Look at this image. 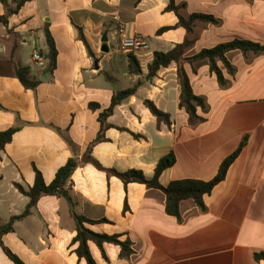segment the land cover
Masks as SVG:
<instances>
[{
    "label": "crops",
    "instance_id": "obj_1",
    "mask_svg": "<svg viewBox=\"0 0 264 264\" xmlns=\"http://www.w3.org/2000/svg\"><path fill=\"white\" fill-rule=\"evenodd\" d=\"M15 1L8 0L11 8ZM176 3L186 4L180 11L186 19L208 14L219 23L197 21L188 34L176 27L177 15L166 11L169 0H31L9 16L7 24L0 23V132L21 127L0 153V185L8 187L0 190V226L22 215L30 203L15 184L32 188L39 171L50 185L70 159L80 162L67 196H42L32 214L2 237L24 264H88L72 243L77 226L68 196L79 216L108 220L86 225L91 231L132 242L129 259L121 258L118 245L105 243L102 250L89 242L96 264H264L255 260L256 253L264 252V52L228 53L236 72L230 75L223 69L225 86L208 61L185 64L194 94L205 101V108L197 109L202 121L195 123L179 107L175 63L147 78L154 53L169 52L186 39L193 45L185 57L234 39L264 45V0ZM6 12L0 3V16ZM165 27L175 28L159 35ZM120 28L128 36L149 39V50L137 56L140 75L131 73L130 53L120 48ZM46 29L58 50L53 72L47 70ZM105 44L107 53L102 51ZM34 52L44 59V68L33 60ZM14 64L30 68L40 82L36 90L26 89L13 76ZM138 83L137 93L108 118L106 141L92 147L102 128L99 116L114 94ZM145 100L171 116V127H158ZM93 103L100 110L90 108ZM244 140L246 146L226 179L205 197V211L186 200L180 205V219L166 213L161 191L139 183L126 187L118 177L83 162L91 147V158L104 169L140 170L152 179L159 161L174 153L176 164L161 175L162 186L183 179L210 181ZM0 264H15L1 247Z\"/></svg>",
    "mask_w": 264,
    "mask_h": 264
},
{
    "label": "trees",
    "instance_id": "obj_2",
    "mask_svg": "<svg viewBox=\"0 0 264 264\" xmlns=\"http://www.w3.org/2000/svg\"><path fill=\"white\" fill-rule=\"evenodd\" d=\"M31 0H16V6L11 8L9 6L8 0H0V3L5 6L7 12L4 16H0V23H8L9 16L19 13L21 8ZM186 4L178 5L176 0H169V6L167 7V12H174L178 19L179 23L176 27L184 28L188 34H191L193 31L194 23L197 21L205 23L218 24V20L213 16L208 14H199L194 13L190 15L189 18H184L180 14V10L185 8ZM175 27H165L158 31V34L161 35L167 31L174 29ZM81 33L82 40L85 42L86 46L89 49L90 55L94 56L93 52L90 50L89 45L84 37L83 30L79 28ZM46 38L49 48L47 59L49 61L48 71L53 72L57 66L58 59V50L56 47L55 40L48 29H46ZM193 45V41L186 39L182 44L176 45L169 52H155L152 63L149 65V73L147 78L149 80L154 79L158 72L162 68H168L170 65L175 63L177 65V73L180 81L181 93L179 107L184 110L190 117V122L195 123L197 121H202L197 116L198 108H205V101L202 97L196 96L194 94L190 78L186 72L185 64H194L195 62L208 61L209 68L212 73L217 76L218 82L225 86L228 81L225 79L223 74V69H226L230 75H234L236 70L228 60V53L233 51H241L242 53L254 52V53H263L264 45L251 42L248 40L234 39L227 43L219 44L211 49H204L198 54L192 57H185L186 50ZM130 63V71L135 75L142 74V69L140 62L137 57L133 54L128 56ZM219 63L222 64L223 68L219 66ZM14 77H16L22 85L28 90H36L40 82L34 79L31 75V70L29 67H24L19 64H14V70L12 71ZM140 86V83L136 84L133 88L117 92L112 98L111 105L108 109L104 110L100 116L99 121L102 125L101 131L96 142L92 147L100 142L106 141L105 131L110 127L107 123L109 117L114 113L116 107L124 103L128 98L134 96L137 93V90ZM144 105L150 110V112L157 118L158 127L161 123H164L171 127L172 121L171 116L163 111H161L154 102L150 100H145ZM0 108L3 107L0 105ZM90 108L93 110H100L98 104H91ZM21 127H12L6 131L0 132V153L5 150L6 146L10 144L13 140L14 135L20 131ZM137 139L141 138L139 135L133 134ZM246 146V140H244L239 148L227 157L221 164L218 174L210 181H202L195 179H183V180H174L168 186H162L160 184V177L169 168H172L176 164V156L174 153H170L167 156L163 157L156 169L155 174L152 179H147L144 173L140 170H130L125 173H120L116 170H106L98 162L91 158V147L88 151V155L84 157L83 162L92 163L98 170L105 171L110 175L118 177L127 187L130 183H139L146 185L149 189H156L161 191L166 196V213L172 217L180 219V205L183 201L194 200L197 206L205 211V197L212 194L214 189L222 183L231 168L235 163L238 157L241 155L242 151ZM80 166V162L77 159H70L65 166H63L56 174L54 181L47 185L43 175L36 171V178L34 186L26 190L20 184H15L18 191L30 198V203L27 206L25 212L20 215L13 217L10 222L6 225L0 226V247L3 248L5 254L10 258L15 264H24V262L8 248H6L2 242V237L5 234L14 231V225L16 222L21 221L32 214L33 209L38 205V202L42 196H59L62 197L65 193H69L68 186L71 182V178L74 172ZM68 201L71 207V215L76 222L77 226V235L73 239V245H78L76 249V254L80 259H85L88 264H96L93 259L90 249L89 242H93L100 249L103 250L104 244H114L121 247V258L129 259L134 253L132 249V242L130 240L120 241L119 235L109 236L106 234H98L91 231L86 225H98L108 223V220L102 219L99 221L90 220L83 216H79L75 212V204L70 196H68ZM128 211L127 203L125 205V212ZM256 261H264V252L255 254Z\"/></svg>",
    "mask_w": 264,
    "mask_h": 264
},
{
    "label": "built area",
    "instance_id": "obj_3",
    "mask_svg": "<svg viewBox=\"0 0 264 264\" xmlns=\"http://www.w3.org/2000/svg\"><path fill=\"white\" fill-rule=\"evenodd\" d=\"M120 39H119V45L121 50L125 52H129L130 54L144 57L143 52L149 50V39L141 36V35H134V36H128L125 32L124 28H120L118 32ZM1 52V51H0ZM33 60L39 64L41 68L45 67V61L42 58V56L38 52H34L33 54Z\"/></svg>",
    "mask_w": 264,
    "mask_h": 264
},
{
    "label": "rangeland",
    "instance_id": "obj_4",
    "mask_svg": "<svg viewBox=\"0 0 264 264\" xmlns=\"http://www.w3.org/2000/svg\"><path fill=\"white\" fill-rule=\"evenodd\" d=\"M181 10H183V9H181ZM181 10H180V11H181ZM185 15H187V12L185 13ZM114 44H115V46L118 45L117 42H115ZM199 48H200V47H196L195 49H193V53H197V50H198ZM7 189H8V187H7L6 184H2V185H0V190L5 191V190H7Z\"/></svg>",
    "mask_w": 264,
    "mask_h": 264
},
{
    "label": "water",
    "instance_id": "obj_5",
    "mask_svg": "<svg viewBox=\"0 0 264 264\" xmlns=\"http://www.w3.org/2000/svg\"><path fill=\"white\" fill-rule=\"evenodd\" d=\"M107 41H108L107 36H105V37L103 38V42L106 43ZM102 51H103V52H106V53L109 51V49H108V47H107L106 44L102 47ZM65 196H67V194H65Z\"/></svg>",
    "mask_w": 264,
    "mask_h": 264
}]
</instances>
